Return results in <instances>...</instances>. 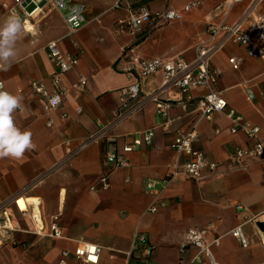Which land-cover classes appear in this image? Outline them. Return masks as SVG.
I'll return each mask as SVG.
<instances>
[{
    "label": "crops",
    "instance_id": "1",
    "mask_svg": "<svg viewBox=\"0 0 264 264\" xmlns=\"http://www.w3.org/2000/svg\"><path fill=\"white\" fill-rule=\"evenodd\" d=\"M66 1L85 5V22L75 32L69 30L59 10L45 7L43 13L33 15L19 8L13 11L26 26L17 42L15 62L10 70L0 71V81L6 91L23 98V112L14 113L15 123L21 130L32 132L37 147L19 160L0 159V204L9 205L18 223L13 240L0 247V264H58L64 251L68 252V264H83L72 254L83 243L100 247L98 264H138L129 255L136 231L153 247L149 259L140 264H185L193 251L180 253L183 235L189 228L202 227L209 228L207 240L220 236L219 245L213 249L218 264H264L258 221H248L264 213V163L251 160L243 168L230 169L227 161L229 153L245 143L243 132L230 133L229 120L221 113H215L211 120H199L193 147L217 163V168L212 172L205 169L199 181L170 174L185 159L169 144L196 118L203 89L192 90V100L183 108L181 93L161 87L162 76L155 74L141 80L143 106L125 117H116L121 88L136 81L135 75L120 70V66L132 55L180 56L192 61L196 45L208 37V23L219 18L214 8L222 0H129L119 7H114L113 0ZM192 1H199V5L180 21L159 26L149 23L136 35L116 29L117 21L135 7L162 11L181 9ZM252 1L235 5L229 21ZM11 5L12 0H0V23L11 14ZM31 9L26 7L25 11ZM255 10L264 12V0H258ZM51 41H57L62 53L77 55L78 64L62 76L61 84L67 90L63 108L44 115L43 100L29 85L33 81L48 84L55 70L47 57ZM231 57L242 59L239 69H232L228 62ZM211 60L220 72L217 85L221 95L264 133V60L249 57L244 48L234 45L224 47ZM80 77L87 85L77 92L72 84ZM248 87L255 95L252 100L245 93ZM152 98L170 101L167 117L157 112ZM62 111L69 114L68 119L61 118ZM47 118L53 121L50 127L46 126ZM152 127L156 133L150 144L124 154L128 166L106 164L108 152L122 153L124 146ZM97 132L95 141L67 159L64 139H71L73 149ZM102 173H108L110 182L105 190L98 180ZM149 178L158 181L156 188L166 203L153 213L147 210L154 200L153 191L146 188ZM18 197L37 199L34 205L46 225L58 215L61 237L33 233L29 217L15 207ZM239 205L245 210H239ZM237 225H243L250 241L247 248L229 234Z\"/></svg>",
    "mask_w": 264,
    "mask_h": 264
},
{
    "label": "built area",
    "instance_id": "2",
    "mask_svg": "<svg viewBox=\"0 0 264 264\" xmlns=\"http://www.w3.org/2000/svg\"><path fill=\"white\" fill-rule=\"evenodd\" d=\"M127 1L129 0H113V5L114 7H119L121 3ZM243 1L222 0L215 6L214 10L219 18L208 23V37L196 45L195 56L192 61H186L180 56L143 58L139 55H132L129 60L120 66V70L135 75L136 81L121 88L120 105L116 112L117 119L125 117L143 106L145 99L141 97V80L155 74H161L162 76L161 87L173 88L181 93L183 96L181 102L184 101L183 108H186L187 102L192 100V90L203 89L204 91L197 101L196 118H194L188 129L178 132L169 144L170 149L176 151L185 159L181 165L174 167L170 172L171 176L180 173L189 180L199 181L203 177L205 169L212 172L217 168V163L208 161L205 153L193 147V143L198 137L196 124L201 119L211 120L215 113H221L229 120L228 129L230 133L241 131L246 136L245 143L235 147L229 153L227 157L229 168H243L251 160L264 163V133L261 132L258 126L246 121L221 95L217 85L220 72L213 67L211 60L215 53L229 45L242 47L249 57L264 60V12L255 10L258 0H253L235 19L229 21L234 6ZM28 5H32V9L27 12L25 8ZM198 5L199 1H192L181 9L169 8L162 11H150L145 6H138L133 8L126 18L117 21L116 29L118 32H128L136 35L149 23L159 26L180 21L185 13ZM45 7L63 12L64 22L71 32L81 28L85 22V5L68 3L66 0H12L9 10L12 13L19 8L25 14L33 15L35 13H43ZM79 52L81 51L79 50ZM47 57L55 67L54 72L48 79V84L42 81H33L29 85L31 92L43 100L42 112L44 115L60 111L63 108V100L67 90L61 84L62 76L73 71L78 64L77 55L62 53L58 48L57 41H51L47 45ZM241 61L242 59L238 57L228 59L234 70L239 69ZM86 85L87 80L84 77H80L72 84V89L81 92ZM3 90H5L4 87ZM245 93L249 100L254 99L255 95L250 87L245 89ZM261 97L264 99V91H261ZM152 99L155 102L157 112L161 116L167 117L171 108L170 101L159 98ZM76 111L78 113L81 112V108L77 107ZM60 116L63 119L69 118V114L66 111H62ZM52 122L51 118H47L46 126L50 127ZM99 133L90 135L86 141L73 149L70 148L71 139H64V144L68 149L67 159L75 156L83 148L95 141ZM155 133L156 127H152L143 132L140 137L134 138L131 144L124 146L122 153L117 150L108 152L105 158L106 164L115 167L128 166V161L124 154L132 151L136 146L150 144L155 137ZM98 180L101 189L105 190L110 187L108 173H102ZM157 183V180L150 178L146 181V188L153 191L154 200L147 208L152 213L166 206V203L161 199V192L156 188ZM237 208L241 211L245 210L241 205L237 206ZM35 209L36 206L31 205L27 210L20 211L23 215H27L32 222V232L38 236L61 237V229L58 225L59 216L53 215L49 224L46 225L40 212L37 214ZM248 221H264V213L248 218ZM17 230L18 223L11 208L7 203H1L0 247L11 242L13 240V232ZM208 231V227L189 228L184 233L180 245V253L184 255L188 250L193 251L185 261V264H204L205 261L208 264H218L214 257L213 249L219 245L220 236L213 237L209 241L207 240ZM259 232L262 235L260 240L264 243V231L259 229ZM229 234L242 248L249 246L250 241L245 234L243 225L233 227ZM152 248L145 235L136 231L129 255H133L139 261L138 264H140L149 259ZM99 253L100 247L97 244L83 243L78 245L72 254L75 259L80 260L83 264H98ZM67 257L68 252H62L58 264H68L66 261Z\"/></svg>",
    "mask_w": 264,
    "mask_h": 264
},
{
    "label": "clouds",
    "instance_id": "3",
    "mask_svg": "<svg viewBox=\"0 0 264 264\" xmlns=\"http://www.w3.org/2000/svg\"><path fill=\"white\" fill-rule=\"evenodd\" d=\"M26 22L15 12L0 23V71H8L18 55L17 42ZM0 82V159H22L28 151L35 150L30 130H21L15 123L14 113L23 112V98L3 90Z\"/></svg>",
    "mask_w": 264,
    "mask_h": 264
},
{
    "label": "bare ground",
    "instance_id": "4",
    "mask_svg": "<svg viewBox=\"0 0 264 264\" xmlns=\"http://www.w3.org/2000/svg\"><path fill=\"white\" fill-rule=\"evenodd\" d=\"M37 202V199L35 198H25V197H18L15 200V207L18 211H25L29 208V206L34 205ZM35 212L38 214L40 210L37 208L35 209Z\"/></svg>",
    "mask_w": 264,
    "mask_h": 264
},
{
    "label": "water",
    "instance_id": "5",
    "mask_svg": "<svg viewBox=\"0 0 264 264\" xmlns=\"http://www.w3.org/2000/svg\"><path fill=\"white\" fill-rule=\"evenodd\" d=\"M257 227H258L260 230L264 231V221H258V222H257Z\"/></svg>",
    "mask_w": 264,
    "mask_h": 264
},
{
    "label": "rangeland",
    "instance_id": "6",
    "mask_svg": "<svg viewBox=\"0 0 264 264\" xmlns=\"http://www.w3.org/2000/svg\"><path fill=\"white\" fill-rule=\"evenodd\" d=\"M31 8H32V5H28V6H27V9H31Z\"/></svg>",
    "mask_w": 264,
    "mask_h": 264
}]
</instances>
